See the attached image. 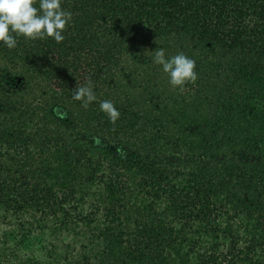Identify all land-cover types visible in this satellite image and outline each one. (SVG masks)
<instances>
[{
  "label": "trees",
  "instance_id": "1",
  "mask_svg": "<svg viewBox=\"0 0 264 264\" xmlns=\"http://www.w3.org/2000/svg\"><path fill=\"white\" fill-rule=\"evenodd\" d=\"M62 7L73 13L62 43L0 46V264H264V0ZM160 48L194 59L197 81L147 80L141 65ZM128 57L143 73L123 94L114 82ZM89 82L97 101L84 108L73 94ZM31 84L75 118L10 110L13 89ZM73 126L111 151L79 146Z\"/></svg>",
  "mask_w": 264,
  "mask_h": 264
},
{
  "label": "clouds",
  "instance_id": "2",
  "mask_svg": "<svg viewBox=\"0 0 264 264\" xmlns=\"http://www.w3.org/2000/svg\"><path fill=\"white\" fill-rule=\"evenodd\" d=\"M72 17L73 13L62 7V0H0V46L15 49L19 37L33 41L52 38L56 43H62ZM153 62L167 74L174 88L183 89L198 79L196 61L182 51L166 56L165 50L160 48L155 52ZM73 99L80 101L84 108L97 101L91 82L76 88ZM99 107L113 124L119 120L121 113L111 100L100 101Z\"/></svg>",
  "mask_w": 264,
  "mask_h": 264
},
{
  "label": "rangeland",
  "instance_id": "3",
  "mask_svg": "<svg viewBox=\"0 0 264 264\" xmlns=\"http://www.w3.org/2000/svg\"><path fill=\"white\" fill-rule=\"evenodd\" d=\"M149 55L150 57L148 59L147 57L145 58V63H143V65H141L139 61H135L132 57H128L127 59H125L124 65L121 67V69L123 70L121 71V73H119L116 81L114 82L117 88L123 92V94H125V91L129 92V90H131L132 92L136 90L135 87L137 85L135 79L137 78V81L140 82L141 79H139L138 75L140 74V72L143 73L141 71L142 70L141 67H145V69L149 70L146 79L149 80L150 82L159 81L158 83H160L164 79V77L161 76L163 75V71L161 70L160 66L153 62L154 53H148V56ZM134 64L141 65L140 67L141 70L139 69V67L138 68L134 67ZM134 68H137L136 69L137 71H136V75L133 76L134 72L132 73V70ZM13 93H15L14 96H17V98L15 97V101L13 105L10 104L7 105V107L10 108V110H12V108L17 109L24 107V108H40L42 110L47 111L52 107V109L57 113L59 117H64L69 119L75 118L72 109L67 104L59 102V105L53 108L55 103L54 97L51 93L48 92V88L45 85H41V84L20 85L17 88H15V90L13 89ZM152 103H154V106L156 108H160L161 103L158 98H156V100ZM62 126H64L65 130H67V127L65 125ZM69 128H70L69 131L72 140L75 141L79 146H83L84 148H89L88 150H90L93 155L98 156L111 151L110 150L111 145H109L110 147H107V143H105L103 138L97 137L96 135L95 136L91 135L88 132H85L84 130H79L75 126ZM118 151H119L118 155L122 156L123 158H127V156H130L135 152V150L129 145H125L122 148V150L118 149ZM136 154H137L136 158L140 160H142V157L145 156L141 152H138ZM168 156L169 155H167L166 157ZM176 157L180 158V160L176 162L175 167L179 166L180 168H185L188 166L181 154L176 155ZM236 158L237 157L235 155L234 156L229 155L224 157L222 156V158L219 159V161L221 160L230 161Z\"/></svg>",
  "mask_w": 264,
  "mask_h": 264
}]
</instances>
